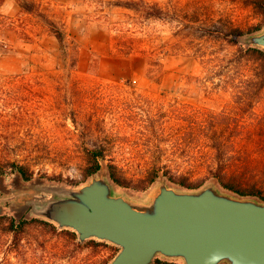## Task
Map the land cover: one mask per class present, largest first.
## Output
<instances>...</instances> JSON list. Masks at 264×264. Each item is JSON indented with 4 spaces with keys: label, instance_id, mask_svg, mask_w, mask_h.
Here are the masks:
<instances>
[{
    "label": "rangeland",
    "instance_id": "obj_1",
    "mask_svg": "<svg viewBox=\"0 0 264 264\" xmlns=\"http://www.w3.org/2000/svg\"><path fill=\"white\" fill-rule=\"evenodd\" d=\"M146 3L163 17L132 0H0V264L112 262L119 247L81 242L28 204L52 198L47 186L87 183L93 152L106 156L99 172L115 191L135 200L166 180L264 202V87L252 82L264 66L241 50L264 30V0ZM231 25L262 29L238 45L208 35ZM219 166L233 188L213 178ZM13 220L26 222L17 241ZM171 263L183 264H153Z\"/></svg>",
    "mask_w": 264,
    "mask_h": 264
},
{
    "label": "water",
    "instance_id": "obj_2",
    "mask_svg": "<svg viewBox=\"0 0 264 264\" xmlns=\"http://www.w3.org/2000/svg\"><path fill=\"white\" fill-rule=\"evenodd\" d=\"M264 49V30L246 36ZM48 200L30 201V213L60 229L119 247L110 264H153L160 256L183 264H264V202L161 180L146 201L117 193L106 172L78 188L47 186Z\"/></svg>",
    "mask_w": 264,
    "mask_h": 264
},
{
    "label": "trees",
    "instance_id": "obj_3",
    "mask_svg": "<svg viewBox=\"0 0 264 264\" xmlns=\"http://www.w3.org/2000/svg\"><path fill=\"white\" fill-rule=\"evenodd\" d=\"M140 2L145 4V7L143 9L140 8ZM20 5L23 9L27 10L28 12H33L32 9H30L29 7H27L25 1H21ZM132 9L134 10H139L142 12V14L146 17V18H155V19H159L162 18L164 15V10L162 7H160L159 3H153V4H148L146 3V0H132ZM262 16L264 17V6H263V11H262ZM264 24V22H263ZM53 26L55 27V25L53 24ZM262 29V25L261 26H256L255 29L249 31V32H245L244 29L237 27V26H233L231 25L229 27V29L224 33V31L222 30H218V32H214V31H210L208 33V35L211 36H215L216 38L219 39H224L227 40L229 43L233 44V45H238L239 41L238 38L243 37L244 35L252 33L254 31H259ZM56 37L59 39V41L61 43L64 42L65 40V34L57 29L54 31ZM242 51H244L246 54H249L251 56H254L257 60H259L263 66H264V49H260V48H256V47H241ZM253 83H255L258 86H263L264 87V71H255V78L252 79ZM106 156L102 153H98V152H93L92 154L89 155L88 157V174L89 176L97 174L99 171H101L104 167V160H105ZM218 158V159H216ZM214 159H216L218 161L219 164H227L226 162L228 161L227 156L224 154H218ZM113 168V167H112ZM20 174L22 173V175L25 176L26 178V174L24 172L23 167L21 166L19 169ZM111 177L114 181H116V183L118 182L115 173L112 170ZM156 177H158V173L155 175ZM167 176V175H166ZM155 177V178H156ZM230 177V173L229 170L227 169V167H223V166H219L217 171L215 173H213V178L220 184H222L224 187L227 188H233L231 183L228 181V179ZM155 178L152 180L154 181ZM171 180V179H170ZM119 183V182H118ZM184 186L187 187H191V185H187V183H182ZM236 192H240L237 189H234ZM264 200V198H263ZM25 228H26V222H22V221H17V220H13L11 227L9 228V230L14 234L16 241L21 239L22 234L25 232ZM157 259V258H156ZM174 264V263H171Z\"/></svg>",
    "mask_w": 264,
    "mask_h": 264
}]
</instances>
